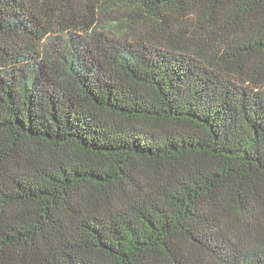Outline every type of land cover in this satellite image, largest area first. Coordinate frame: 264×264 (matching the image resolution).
Returning a JSON list of instances; mask_svg holds the SVG:
<instances>
[{
    "label": "trees",
    "instance_id": "16d2710c",
    "mask_svg": "<svg viewBox=\"0 0 264 264\" xmlns=\"http://www.w3.org/2000/svg\"><path fill=\"white\" fill-rule=\"evenodd\" d=\"M0 264H264V0H0Z\"/></svg>",
    "mask_w": 264,
    "mask_h": 264
}]
</instances>
